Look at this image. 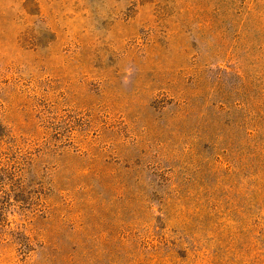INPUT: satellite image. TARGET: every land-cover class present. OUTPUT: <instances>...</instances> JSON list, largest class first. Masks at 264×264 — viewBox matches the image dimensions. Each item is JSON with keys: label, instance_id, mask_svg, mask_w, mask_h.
Listing matches in <instances>:
<instances>
[{"label": "rangeland", "instance_id": "374dc122", "mask_svg": "<svg viewBox=\"0 0 264 264\" xmlns=\"http://www.w3.org/2000/svg\"><path fill=\"white\" fill-rule=\"evenodd\" d=\"M0 264H264V0H0Z\"/></svg>", "mask_w": 264, "mask_h": 264}]
</instances>
